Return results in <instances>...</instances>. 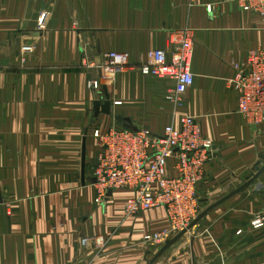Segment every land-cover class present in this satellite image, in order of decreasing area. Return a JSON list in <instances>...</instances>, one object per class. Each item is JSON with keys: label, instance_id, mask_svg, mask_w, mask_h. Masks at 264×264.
Segmentation results:
<instances>
[{"label": "crops", "instance_id": "1", "mask_svg": "<svg viewBox=\"0 0 264 264\" xmlns=\"http://www.w3.org/2000/svg\"><path fill=\"white\" fill-rule=\"evenodd\" d=\"M185 29L194 34L195 82L181 112L215 144L200 196L208 209L219 205L159 257L163 246L144 238L167 231L165 211L126 217L129 190L99 207L91 171L97 129L162 134L174 122L165 100L172 84L128 71L96 96L87 81L105 53L138 63L150 50H169L171 34ZM23 43L35 48L26 68ZM257 48L264 20L235 0H0V264H264V229L251 227L264 209V122L238 114L229 86L234 64ZM107 100L110 115L98 109ZM95 237L105 242L100 253L93 241L83 245Z\"/></svg>", "mask_w": 264, "mask_h": 264}, {"label": "built area", "instance_id": "2", "mask_svg": "<svg viewBox=\"0 0 264 264\" xmlns=\"http://www.w3.org/2000/svg\"><path fill=\"white\" fill-rule=\"evenodd\" d=\"M235 1L245 12L264 19V0ZM171 43L169 50L148 51L138 63H133L128 53L104 55L102 74L90 88L99 91L117 74L128 71L167 81L172 85L165 100L173 108L174 122L162 134L146 128L97 129L94 137L100 142V152L92 172L100 201L109 189L129 190L134 195L128 199V214L162 207L175 224L187 228L198 217L206 164L213 157L215 144L203 135L195 117L181 112L195 82L194 37L187 29L175 34ZM234 68L229 86L237 95V112L249 124L258 125L264 122V48L251 50ZM252 225L263 228L264 213ZM96 242L102 244L101 239Z\"/></svg>", "mask_w": 264, "mask_h": 264}, {"label": "rangeland", "instance_id": "3", "mask_svg": "<svg viewBox=\"0 0 264 264\" xmlns=\"http://www.w3.org/2000/svg\"><path fill=\"white\" fill-rule=\"evenodd\" d=\"M244 11V10H243ZM255 14V13H254ZM257 15V14H256ZM46 16H47V12H44V13H41L40 16L36 19V28L38 27V31H40L41 29H44V26H45V19H46ZM25 18H23L24 20ZM263 19V18H262ZM264 20V19H263ZM187 30V29H185ZM185 30H181V31H185ZM189 30V29H188ZM181 31H178V32H175L173 34H171V37H170V42L172 41V38L174 37L175 34H178L180 33ZM191 31L193 37H194V34H193V31L192 30H189ZM22 36V35H20ZM172 48V43H171V47ZM35 48H34V45L31 44V43H23V44H20L19 48H18V51H17V54H18V59L20 61V66L22 68H26V57L31 55L33 52H34ZM166 50V49H165ZM106 54V53H105ZM104 54V55H105ZM2 56H5L4 53H1ZM103 63H104V60L102 61V63L97 66L99 72L98 74H95L92 78H90L88 81H87V89L91 92H93V94H96V96L98 95L99 96V91L97 90H93L92 88L89 87L90 83H93V81L97 80L101 74H102V67H103ZM1 68V66H0ZM89 69V68H88ZM119 74H122V73H119ZM117 74V76L119 75ZM116 76V77H117ZM110 83V82H109ZM108 83V84H109ZM113 83V82H112ZM111 83V84H112ZM106 87V86H105ZM103 88V87H102ZM112 128V127H110ZM108 128V129H110ZM102 129V128H101ZM107 129V130H108ZM104 132V130H101ZM97 139V138H96ZM98 140V139H97ZM98 143H99V148H100V142L98 140ZM91 165V166H90ZM93 164H89L90 167H92ZM96 164L93 166V169L95 168ZM86 167V166H85ZM92 169V171H93ZM89 174H90V171H91V168L87 169ZM91 171V177L93 178V172ZM87 174V173H86ZM258 174V173H257ZM257 174L255 176H257ZM90 176V175H89ZM254 176V177H255ZM251 177V176H250ZM250 177H247V178H243L244 180L242 181V183H240V185L242 184V188L243 190L245 188H248V187H245L246 184H248L254 177L250 178ZM259 178V177H258ZM258 178L255 180V182L258 180ZM250 179V180H249ZM246 180V181H245ZM246 182V183H245ZM245 183V184H244ZM117 191V190H113V189H109L107 191V195L105 198H103L101 201H100V198H99V193H98V190L96 189V197H95V203L101 207V208H104L108 205V203H110V198L111 196L113 195V193ZM200 199H201V196H200ZM204 200V199H203ZM217 200V199H216ZM215 199L212 200L210 203L209 206L213 207L214 205L213 204H218V202L216 201ZM127 205H128V200H126V203H125V216L126 217H134V216H137L138 214L142 213V212H147V211H150V210H147V211H142V212H137L135 214H128V210H127ZM199 210H198V217L191 223V225H189L187 228H185V226H182L181 224H175L173 222V220L169 217V215H167V211L165 208H162V207H159V208H156V209H163L165 211V215H166V220L168 222V229L167 231H163V232H159V233H155V234H152V235H147L145 236L144 238V244H146L147 246L149 247H162L163 246V250L164 248L170 243L172 242L176 237L180 236V234L184 233L183 236H181V238L176 242L174 243L171 247H173L174 245H176L177 243H179L183 238H185L184 236L188 234V232L194 227V225H196V220L205 212L208 210V208L206 207L205 205V200L204 201H200L199 203ZM209 207V208H211ZM152 210H155V209H152ZM128 212V213H127ZM264 213V209L263 210H260L259 212H257L254 217H253V221L255 220V218L257 216H261L262 214ZM8 214L10 215V213L8 212ZM205 217V216H204ZM252 221V222H253ZM251 227L255 230L256 228L253 227L252 223H251ZM262 229V228H260ZM264 229V227H263ZM242 231H239L238 233L241 234ZM237 233V234H238ZM97 239H101V238H86L83 240V245L87 246L88 244H86V241L90 242V241H93V246L96 249V252L97 253H100L101 251L104 250V246H105V242L102 240V244H98L96 242ZM149 239V240H147ZM87 242V243H88ZM171 247H169L168 249H170ZM167 249V250H168ZM166 250V251H167ZM96 254V253H95ZM161 255H159L160 257ZM158 259V258H157Z\"/></svg>", "mask_w": 264, "mask_h": 264}, {"label": "water", "instance_id": "4", "mask_svg": "<svg viewBox=\"0 0 264 264\" xmlns=\"http://www.w3.org/2000/svg\"><path fill=\"white\" fill-rule=\"evenodd\" d=\"M111 102L109 100H107L103 105H98V109L99 111L103 112L104 114H107V115H110L111 114ZM86 154V148H85V145L83 147V158H82V164H83V174H85V156ZM263 169H258V174L257 176H255L248 184H246L245 187H249L250 185H252L255 180L260 176V174L262 173ZM219 205L216 204L214 205L213 207L209 208L207 211H205L197 220H196V223L201 219L203 218L205 215L208 214V212H210L211 210H213L215 207H217ZM184 233L180 234V236L176 237L172 242H170L165 248L164 250H162V252L160 253V255L162 253H164L169 247H171L174 243H176L180 238L181 236H183Z\"/></svg>", "mask_w": 264, "mask_h": 264}]
</instances>
